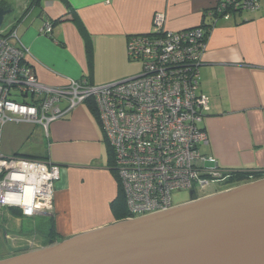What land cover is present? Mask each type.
Returning <instances> with one entry per match:
<instances>
[{"label":"crops","instance_id":"1","mask_svg":"<svg viewBox=\"0 0 264 264\" xmlns=\"http://www.w3.org/2000/svg\"><path fill=\"white\" fill-rule=\"evenodd\" d=\"M219 1L11 0L13 16L3 30H16L43 84L65 87L87 79L99 86L140 73L139 65L129 61L127 41L151 33L156 14L165 16L167 31H185L202 26ZM18 6L22 9L14 14ZM73 14L89 35L91 59L76 24L59 22ZM46 23L51 34L44 32ZM206 44L200 92L209 97L211 111L201 125L209 139L203 151L226 170L264 172V0L257 11L215 21ZM8 150L61 168L52 218L63 239L116 221L113 208L122 189L103 129L88 104L52 124L48 138L40 127L6 125L1 152L12 156Z\"/></svg>","mask_w":264,"mask_h":264},{"label":"built area","instance_id":"2","mask_svg":"<svg viewBox=\"0 0 264 264\" xmlns=\"http://www.w3.org/2000/svg\"><path fill=\"white\" fill-rule=\"evenodd\" d=\"M262 1L220 0L204 24L212 28L221 17L257 11ZM165 24V16L156 14L151 33L128 38V58L140 66L138 75L99 86L87 79L65 87L43 84L16 30L1 31L0 212L15 209L26 219L51 216L61 178V168L48 160L3 155L5 126L40 127L48 138L52 124L89 102L111 151L127 219L171 210L175 193L205 194L213 184L228 182L230 171L203 151L209 139L201 125L211 105L200 92V67L211 28L170 32ZM44 32L51 34L50 23Z\"/></svg>","mask_w":264,"mask_h":264},{"label":"water","instance_id":"3","mask_svg":"<svg viewBox=\"0 0 264 264\" xmlns=\"http://www.w3.org/2000/svg\"><path fill=\"white\" fill-rule=\"evenodd\" d=\"M12 13L0 8V33ZM0 264H264V178Z\"/></svg>","mask_w":264,"mask_h":264},{"label":"rangeland","instance_id":"4","mask_svg":"<svg viewBox=\"0 0 264 264\" xmlns=\"http://www.w3.org/2000/svg\"><path fill=\"white\" fill-rule=\"evenodd\" d=\"M26 1L31 4L35 0H26ZM21 9L19 8V6L15 7V13L14 14H17V12L20 11ZM12 16H13V13L6 18L5 24L9 23L8 21L10 20V18ZM5 24H4V26H5ZM4 30H3V32H5ZM139 71H141L140 66H139ZM7 153H9L8 155H12L11 150H8ZM234 187H236V186H234ZM234 187H232V188H234ZM212 189L219 190L222 192L226 188H225L224 184H213L211 186L210 190H212ZM196 194H197L198 198L204 197V195H202L201 193H198V191L196 192ZM190 201H191V197H190L189 191L175 193L173 196V207L183 205V204L190 202ZM19 213H20L19 211L13 210V209H5L2 212H0V259L7 258L10 255H14V254H11L12 252L18 253L20 251V250L18 251V249H21V248L28 249L27 247H28L29 243L34 242L35 244H39L40 238H35V236H33V234H30L29 236L25 234L26 237H22L18 233L19 231H21L24 228H26L28 231H30V230H32L31 228L33 227L31 221L28 220L31 223L30 224L27 222V220H23V217ZM22 220L25 223H23ZM5 243L7 245V248H5Z\"/></svg>","mask_w":264,"mask_h":264},{"label":"trees","instance_id":"5","mask_svg":"<svg viewBox=\"0 0 264 264\" xmlns=\"http://www.w3.org/2000/svg\"><path fill=\"white\" fill-rule=\"evenodd\" d=\"M35 1H39V0H35ZM13 7L14 6H13L11 0H1L0 1V8H3L5 10H12ZM214 17H217L216 13H215ZM64 21H72L73 23L76 24V26L78 27V30L81 33L82 37L86 40V44H87V48H88V56L90 58L91 52H90V48H89V35H88L84 25L82 24V22L78 18V16L73 14V16L69 15V16L63 17L62 19L59 20V22H64ZM205 25L206 24H204V26ZM206 26H207V28H211V25L207 24ZM88 107L90 109L92 116L99 122L98 112H97V108H96L94 102H89ZM109 151H110V149H109ZM109 154L111 155V151ZM111 158H112V155H111ZM229 175H230V177H229L230 179L228 181L236 184L235 185L236 187L239 185H242L243 183L245 184V183L255 182V181H258V180L264 178V172H260L257 170H249V171H238V170L233 171V170H231ZM13 210H15V209H13ZM113 210L115 213L116 221H120V220L128 218V209H127L124 194L122 191H120L119 197H118L116 203L114 204ZM19 214H21V212ZM21 216H22V214H21ZM23 219L25 220V218H23ZM30 221H31V223H33V220H30ZM41 221L44 223L45 227L48 226L50 228L49 231L51 232V236H55L56 232H55L54 220L52 218H48V219L43 218ZM27 222L30 223L28 220H27Z\"/></svg>","mask_w":264,"mask_h":264},{"label":"flooded vegetation","instance_id":"6","mask_svg":"<svg viewBox=\"0 0 264 264\" xmlns=\"http://www.w3.org/2000/svg\"><path fill=\"white\" fill-rule=\"evenodd\" d=\"M235 185L236 184H234L230 181H228L227 183H224V186L226 188L224 191L232 189V187H234ZM220 192L221 191H219V190L212 189V190H208L207 192H205V194L213 195V194H217ZM205 194H202V195H204V197H205ZM190 197H191V201H196V200L202 199V198H198V196L195 192L192 195H190ZM52 216H53V214L51 216H47L45 218H47V219L52 218ZM35 219L36 218H34V220ZM41 220L42 219H40V220L37 219V220L33 221V223H32L33 227L31 228L32 230L28 231L26 228H24L18 232L22 237H26V235L29 236L30 234H33V236H35V238H40L39 244H35L34 242L29 243V245L27 247L28 249L21 248V249H18V251L20 250L19 252L17 251L18 253L12 252L11 254L18 255V254L26 253L29 251H35V250L43 249L45 247H48L50 245H53V244L58 243V242L63 240V238L61 236H59L57 233H55V236H51V232L49 231L50 228L48 226L45 227L44 223ZM23 223H25V222L23 221ZM5 248H7L6 243H5ZM14 255H10V256H14Z\"/></svg>","mask_w":264,"mask_h":264}]
</instances>
